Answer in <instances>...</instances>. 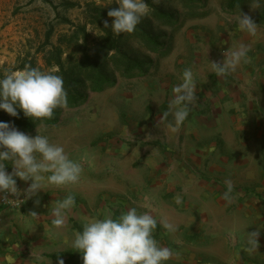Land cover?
I'll return each instance as SVG.
<instances>
[{
    "label": "crops",
    "instance_id": "crops-1",
    "mask_svg": "<svg viewBox=\"0 0 264 264\" xmlns=\"http://www.w3.org/2000/svg\"><path fill=\"white\" fill-rule=\"evenodd\" d=\"M168 34L167 48L149 56L143 74L117 77L112 87L65 109L56 126L29 134L39 128L62 145L82 164V180L25 196L21 209L0 203V264H40L34 249L46 264H83L66 243L81 230V216L117 217L130 207L144 212L145 195L152 197L151 214L177 229L169 233L158 224L153 233L173 253L165 264H264V28L249 36L210 13L184 18ZM239 44L249 47L246 62L229 74L213 72L209 62H222ZM188 68L196 100L172 133V88ZM6 170L13 171L11 162ZM226 182L232 184L227 199ZM30 183L16 178L25 193ZM69 193L76 207L65 227L54 230L51 210ZM248 232H258L252 253Z\"/></svg>",
    "mask_w": 264,
    "mask_h": 264
},
{
    "label": "clouds",
    "instance_id": "clouds-1",
    "mask_svg": "<svg viewBox=\"0 0 264 264\" xmlns=\"http://www.w3.org/2000/svg\"><path fill=\"white\" fill-rule=\"evenodd\" d=\"M261 0H253V9L260 7ZM119 7L109 10L107 15L113 18L111 30L114 34H131L136 30L141 19L148 15L147 0H118ZM219 15L235 22L237 30L249 36L257 34L259 25L241 12L236 16L219 10ZM108 27V22L105 21ZM249 47L239 44L231 49L222 62H209L210 68L217 75L235 72L247 60ZM196 83L192 69H185L182 82L172 88L169 101V112L173 120L168 124L170 132H177L188 119L191 107L196 100ZM67 107V92L62 76L53 72H44L38 68L25 66L24 69L6 73L0 77V110L12 117L18 116V109L25 117L34 121L51 119L54 110ZM169 113L166 112V117ZM31 136L18 130L14 125L0 121V193L15 195L16 178L31 181L26 190V197L31 198L38 191L49 187L67 188L78 185L82 180V164L70 158L62 145L54 143L47 135ZM7 162H11L13 171L6 170ZM227 183L225 198L232 191L231 182ZM146 209L139 212L137 207L122 211L117 217L111 213L101 218L81 216V230L74 232L70 246L81 253L83 264H165L173 253L161 246L153 233L157 225H161L169 233H174L176 226L170 221L160 218L151 210L152 197L144 196ZM75 195L69 193L55 203L51 210V224L54 230L63 229L68 214L76 207ZM176 203H182L180 196ZM37 217L36 213L31 214ZM258 232H248L246 251H257ZM32 257L40 264H46L42 253L34 249ZM61 264L63 262L61 261Z\"/></svg>",
    "mask_w": 264,
    "mask_h": 264
},
{
    "label": "rangeland",
    "instance_id": "rangeland-1",
    "mask_svg": "<svg viewBox=\"0 0 264 264\" xmlns=\"http://www.w3.org/2000/svg\"><path fill=\"white\" fill-rule=\"evenodd\" d=\"M227 1L202 0L199 5L189 6L183 0H164L169 9L177 12L179 21L184 18H203L210 13L220 16V9L228 15H238L241 12L254 18L259 10L253 9L250 6L252 2H249L240 9L230 11L227 9ZM94 7L101 9L97 14L103 21L112 24L113 18L108 17L107 13L118 8L119 4L118 0H0V77L8 72L24 69L25 66L38 68L44 72L56 71L55 67L48 66L46 58L50 57L60 43L62 47L71 42L82 45L85 36L88 35L87 43L91 44L99 37L98 25L91 24L94 21L92 17L96 16V13L91 11ZM170 29L166 26L161 27L166 34L170 33ZM76 47L69 50L63 48L65 53L63 59L70 53L75 55L78 50ZM126 49L143 60H148L153 54L137 40L127 43ZM114 76L117 79L121 73L117 71ZM87 93L89 95L91 91L88 89ZM65 109L69 108L63 107V111ZM61 116L62 114L60 118ZM0 121L12 124L13 117L0 110ZM40 125L50 127L44 123Z\"/></svg>",
    "mask_w": 264,
    "mask_h": 264
},
{
    "label": "trees",
    "instance_id": "trees-1",
    "mask_svg": "<svg viewBox=\"0 0 264 264\" xmlns=\"http://www.w3.org/2000/svg\"><path fill=\"white\" fill-rule=\"evenodd\" d=\"M186 5L196 6L202 0H183ZM187 2V3H186ZM253 0H228L227 9L230 11L240 9ZM149 13L141 19L136 30L131 33L116 35L111 30V23L105 26V21L97 14L101 9L92 8L96 16L92 17L94 25H98L100 35L95 41L88 44V35L85 36L82 45L78 42L70 43L62 47L61 43L54 48L50 57L46 58L48 66L55 67L53 73L62 76L64 88L67 92V107L76 108L83 104L88 97V89L94 93H100L112 87L116 82L115 72L121 73L123 77H132L136 74H143L151 65L148 60H143L126 49V44L137 40L141 45L153 53H159L167 48L169 34L161 30L162 26L175 28L179 26L177 12L169 9L164 0H147ZM104 18V17H103ZM253 21L264 28V0H261ZM85 34L86 29H83ZM78 39V38H77ZM77 46H75V45ZM78 48L76 54L70 53L63 59L64 49ZM64 53V54H63ZM77 55V56H76ZM18 111V116L13 117L12 125L24 132H33L40 124L56 126L59 123L63 107L54 110L51 119L34 121L25 117L23 112Z\"/></svg>",
    "mask_w": 264,
    "mask_h": 264
},
{
    "label": "built area",
    "instance_id": "built-area-1",
    "mask_svg": "<svg viewBox=\"0 0 264 264\" xmlns=\"http://www.w3.org/2000/svg\"><path fill=\"white\" fill-rule=\"evenodd\" d=\"M17 193L15 195L2 193L0 197V203L8 209L17 210L21 209L25 203V192L22 188L17 187Z\"/></svg>",
    "mask_w": 264,
    "mask_h": 264
}]
</instances>
